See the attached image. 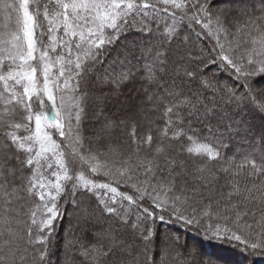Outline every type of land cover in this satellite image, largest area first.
Wrapping results in <instances>:
<instances>
[{
    "label": "snow or ice",
    "instance_id": "6c2138e0",
    "mask_svg": "<svg viewBox=\"0 0 264 264\" xmlns=\"http://www.w3.org/2000/svg\"><path fill=\"white\" fill-rule=\"evenodd\" d=\"M257 116L264 0H0V264H256Z\"/></svg>",
    "mask_w": 264,
    "mask_h": 264
},
{
    "label": "trees",
    "instance_id": "16d2710c",
    "mask_svg": "<svg viewBox=\"0 0 264 264\" xmlns=\"http://www.w3.org/2000/svg\"><path fill=\"white\" fill-rule=\"evenodd\" d=\"M200 43H195L194 40L191 42L188 47L193 51V52H198L199 50ZM205 49L211 46L210 42L205 41L202 45ZM226 80L228 77L225 75L223 76ZM223 77H221L222 80ZM251 120V123L253 125V128L257 134L261 131V128L264 127V121L261 120L260 117H255V118H248ZM68 221L65 219L63 222L64 227H67ZM173 229V232L177 231V228L174 226L170 230ZM175 229V230H174ZM61 235H63V230H61ZM187 238H190L198 244L200 251L202 253V256L206 260H210L211 264H241V261L243 260V257L240 255V253L232 248L229 247L227 244H222L214 240H209V239H202L199 236H194L192 234H188ZM188 240L189 245H193L190 241ZM207 254H214L212 258H208ZM244 264H247V261H244ZM256 264H264V258L257 257L256 258Z\"/></svg>",
    "mask_w": 264,
    "mask_h": 264
},
{
    "label": "rangeland",
    "instance_id": "374dc122",
    "mask_svg": "<svg viewBox=\"0 0 264 264\" xmlns=\"http://www.w3.org/2000/svg\"><path fill=\"white\" fill-rule=\"evenodd\" d=\"M191 42H193V41H191ZM191 42H190V43H191ZM194 42L197 43V44L200 43V42H197V41H195V40H194ZM223 79H225V78L223 77ZM225 80H226V79H225ZM64 221H65V220H64ZM67 224H68V223H67ZM174 230H175V229H174ZM171 231H173V229H172ZM187 239L189 240L190 238H187ZM190 240H191V239H190ZM190 242H191L192 244H196V245L198 246V244L193 240V238H192V240H191ZM198 247H199V246H198ZM213 255H214V254H207L208 258H209V257L212 258Z\"/></svg>",
    "mask_w": 264,
    "mask_h": 264
}]
</instances>
